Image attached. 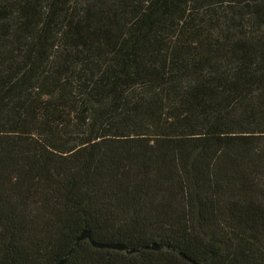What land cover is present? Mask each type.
I'll list each match as a JSON object with an SVG mask.
<instances>
[{"label": "trees", "instance_id": "1", "mask_svg": "<svg viewBox=\"0 0 264 264\" xmlns=\"http://www.w3.org/2000/svg\"><path fill=\"white\" fill-rule=\"evenodd\" d=\"M73 246L264 264V0H0V264Z\"/></svg>", "mask_w": 264, "mask_h": 264}, {"label": "water", "instance_id": "2", "mask_svg": "<svg viewBox=\"0 0 264 264\" xmlns=\"http://www.w3.org/2000/svg\"><path fill=\"white\" fill-rule=\"evenodd\" d=\"M90 239V235L89 232L87 230H83L81 231V233L78 235V237L76 238V243L78 241H80L81 239ZM91 244L95 247H99V248H111V249H117V250H124L126 252H129L128 250L125 249V247L123 245L114 243V244H108V243H99V242H95L91 240ZM151 249H156L159 246L156 243H152L151 245L148 246ZM74 246L71 247L65 257L61 258L59 261H57L55 264H64L66 262V257L71 253V251L73 250ZM136 249H131L130 251H135ZM192 263H196L192 260ZM197 264V263H196Z\"/></svg>", "mask_w": 264, "mask_h": 264}]
</instances>
